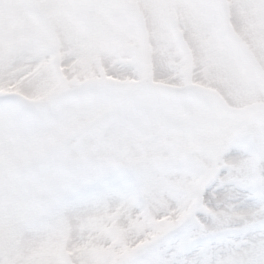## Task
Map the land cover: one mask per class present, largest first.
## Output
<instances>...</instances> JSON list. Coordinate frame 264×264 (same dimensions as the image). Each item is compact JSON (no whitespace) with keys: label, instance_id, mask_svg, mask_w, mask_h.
Instances as JSON below:
<instances>
[{"label":"snow or ice","instance_id":"1","mask_svg":"<svg viewBox=\"0 0 264 264\" xmlns=\"http://www.w3.org/2000/svg\"><path fill=\"white\" fill-rule=\"evenodd\" d=\"M0 264H264V0H0Z\"/></svg>","mask_w":264,"mask_h":264}]
</instances>
